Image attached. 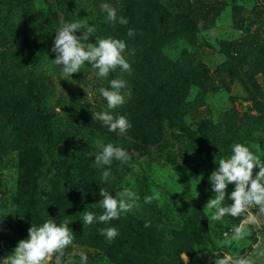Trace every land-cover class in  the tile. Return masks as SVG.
<instances>
[{"label": "rangeland", "instance_id": "obj_1", "mask_svg": "<svg viewBox=\"0 0 264 264\" xmlns=\"http://www.w3.org/2000/svg\"><path fill=\"white\" fill-rule=\"evenodd\" d=\"M129 1L58 0L53 6L58 7L60 16L56 23L42 0H0V261L12 254L20 240L28 238L32 225L41 226L48 218L58 226L66 221L73 232L75 239L65 250V264L68 260L80 264L81 253L87 255V264H133L137 257L151 255L146 244L137 240L136 253L126 255L124 246L129 244L131 226L116 225L113 220L84 224L83 212L99 216L103 210L96 186L75 190L86 172L79 171L81 165L75 162L78 152L90 156L95 177L106 182L110 195L119 199L117 193L129 189L139 197L138 207L120 215L126 223L135 221L144 228L148 223L147 229L174 235L182 243L191 237V218L199 208L206 217L203 233L211 241L198 253L201 264H210L218 255L247 257L257 245L264 248V215L258 208L250 211L259 222L249 225L251 234L240 241L231 236L247 213L210 222L212 210L205 208L215 196L208 179L218 167L215 161L228 158L232 145L247 146L264 162V0H154L171 16L165 25L171 37L162 44L161 53L190 73L178 114L183 128L200 131L192 141L182 137L179 124L159 127L146 119L144 106L132 96V81L140 79L143 69L129 50L123 55L130 73L118 67L107 78H100L97 70L85 63L80 73L69 79L59 71L62 65L51 62L55 53L48 49L36 52L54 41L62 16L94 26L90 42L98 38L125 41L119 33L122 25L109 21L101 5L109 4L118 18H126ZM183 16L188 25L197 26L190 41L174 29ZM248 77L254 86L250 94L239 82L247 84ZM112 79L126 82L121 90L124 103L108 109L98 90L109 88ZM38 84L44 89L35 105L33 98L26 97ZM19 102L23 103L18 106L20 120L12 114L17 110L13 105ZM35 106L37 118L33 116ZM101 112L114 118L125 116L132 126L123 135L118 130L110 132L95 118ZM47 115L60 131L54 147L39 133V117ZM227 122L240 129L237 139H230L224 131ZM258 138L262 145L257 144ZM97 142L124 149L130 159L97 166L95 157L101 151ZM104 171L110 172L106 180ZM257 171L253 169V176ZM234 187L227 186L225 205L232 204L227 197ZM156 193L158 200L145 203L146 197ZM109 227L119 233L114 249L100 231ZM180 258L187 262L183 254Z\"/></svg>", "mask_w": 264, "mask_h": 264}, {"label": "clouds", "instance_id": "obj_2", "mask_svg": "<svg viewBox=\"0 0 264 264\" xmlns=\"http://www.w3.org/2000/svg\"><path fill=\"white\" fill-rule=\"evenodd\" d=\"M101 8L106 12L109 21H118L121 25L128 24V19L118 18L116 9L109 4L104 3ZM94 32V26L80 21L62 24L55 33L51 51L56 54V58L51 62L56 66L62 65L59 71L68 79L73 74L80 73L85 63L96 69V75L100 78H107L118 67L130 73V64L123 55L127 48L126 43L111 38H98L95 43L90 42L89 38ZM128 35L133 36L135 32L129 29ZM129 54H134V50H129ZM109 84V88L101 87L98 91L106 101L107 108L115 109L124 103L121 90L126 87V82L122 79H112ZM95 118L103 121L110 132L118 130L122 135L132 126L125 116L114 118L109 112L97 113ZM97 144L101 149L95 157L97 166H110L114 160L125 163L130 159L129 154L120 147H114L111 143L97 142ZM231 153L228 158H219L215 161L218 167L208 178L215 196L208 200L205 208L212 210L208 217L210 222L221 221L226 216L239 217L247 213L241 224L234 227L231 236L232 240L240 241L251 234L248 226L259 222L258 217L250 209L258 208L259 213L264 215V162L247 146L240 143L232 145ZM254 168L258 169L255 176H253ZM109 175V171L103 172L105 180ZM229 184L235 185L234 190L227 197L232 204L225 205L226 188ZM99 196L102 198L99 204L103 214L96 216L91 211L83 212V221L86 225H92L96 221L107 224L118 219L122 213H128L138 207L139 197L129 189L117 193L119 199L110 195L105 189H100ZM154 199H159V193L146 197L145 203H151ZM148 226L149 224L146 223L145 227ZM100 231L108 242H112L119 235L115 227ZM74 239L73 232L66 221L58 226L55 220L48 218L41 226L32 225L28 229V238L20 240L12 254L0 261V264H65L63 260L65 250ZM256 248L257 250L247 257H218L215 264H257L258 260H264V248L259 245ZM87 259L86 254H80V264H87ZM67 264H72V261L68 260Z\"/></svg>", "mask_w": 264, "mask_h": 264}, {"label": "trees", "instance_id": "obj_3", "mask_svg": "<svg viewBox=\"0 0 264 264\" xmlns=\"http://www.w3.org/2000/svg\"><path fill=\"white\" fill-rule=\"evenodd\" d=\"M42 1L49 15L58 23L60 20L58 7H53L55 2L57 4L58 0H53V2L49 0ZM126 12L128 24L122 25L119 33L125 39V41H122L127 45L126 50H134L135 57L139 59L140 66L143 69L140 79L138 81H132L133 98L144 106V114L148 121L153 122L156 126L159 125V127L164 125L174 127L179 124L177 129L181 132L182 137L186 141H192L194 135L200 133V131L198 129L192 131L189 128H183L178 114L187 89V83L190 81V73L186 72L181 65L167 59L160 50L162 44L171 37V32H168L165 26L171 16L164 12V8L154 0H130ZM61 20L63 24L72 23L66 16H62ZM187 23L189 21L186 16H183L179 20L178 26L174 29L178 30V32H183L184 38L190 41L193 30H196L197 26L193 24L188 25ZM129 29H132L135 35L129 36ZM53 42L46 43L45 46L41 45L36 52L38 53L43 49L50 51L53 47ZM34 82L37 81L34 80ZM239 82L247 94H250L254 89L253 81L250 77L247 79V84L242 81ZM43 89L42 84H38L34 92L28 93L27 100L33 98L32 102L38 105L39 97L41 96L40 93ZM22 105L23 103L21 102L18 105H13L17 110L12 111V114H15L17 119L18 114H20L19 107H22ZM37 110L38 108L35 106L33 111L35 115L33 116L36 118L38 117V114L36 115ZM39 120V133L43 134L47 143L54 147V141L58 140L57 135L60 132L54 123L55 120L50 115L44 116V118L39 117ZM251 120L257 121L258 118H251ZM222 127L225 132H228L230 139L238 138L239 128L232 126L229 122ZM256 142L258 145H262L263 140L258 138ZM75 159L76 164L79 162L81 165L79 166V171L82 170L83 172V169H86V172L82 173L84 176L83 179L78 187H75V190L78 188L82 191L91 185L96 186L98 189L107 190L106 182L95 177L91 167L90 156H84L78 152L75 154ZM87 179H91V182H87ZM65 180L69 181L68 179ZM100 209L103 210L102 208ZM191 219V237L190 239L186 238V242L182 243L177 242L174 235L172 237L168 235L164 236L165 234L163 232L149 230L146 227L144 228L134 223L135 221L126 223L127 221L122 216H119L113 222L116 225L123 223L127 227H132L128 232L129 244L124 246V252H126L128 257H132L136 253V240L137 242L146 244L151 253V255L137 257L133 264L135 262V264H201L198 253L204 250V244L211 245V241L207 239L208 235L203 233V225L205 226L206 224V217L199 208H196ZM118 240L119 236L112 242H109V247L114 249L118 244ZM181 254L187 258L186 263L181 260ZM218 257H221V255H218ZM215 261H212L210 264H215Z\"/></svg>", "mask_w": 264, "mask_h": 264}]
</instances>
